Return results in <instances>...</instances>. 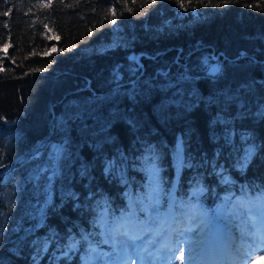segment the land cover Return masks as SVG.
<instances>
[{"label":"trees","instance_id":"16d2710c","mask_svg":"<svg viewBox=\"0 0 264 264\" xmlns=\"http://www.w3.org/2000/svg\"><path fill=\"white\" fill-rule=\"evenodd\" d=\"M152 195L264 203V0H0V264H87Z\"/></svg>","mask_w":264,"mask_h":264},{"label":"rangeland","instance_id":"374dc122","mask_svg":"<svg viewBox=\"0 0 264 264\" xmlns=\"http://www.w3.org/2000/svg\"><path fill=\"white\" fill-rule=\"evenodd\" d=\"M214 61L211 74L220 69V60ZM151 197L138 199L143 214L125 225L101 221L100 236L113 258L106 263V253L92 254L87 264H264V203L239 202L232 213L206 217L182 203L179 212L159 213L156 195Z\"/></svg>","mask_w":264,"mask_h":264},{"label":"snow or ice","instance_id":"6c2138e0","mask_svg":"<svg viewBox=\"0 0 264 264\" xmlns=\"http://www.w3.org/2000/svg\"><path fill=\"white\" fill-rule=\"evenodd\" d=\"M212 71H217V69H213ZM62 149L59 146H54V155H58ZM252 149H246V157L245 160L248 159V156L251 154Z\"/></svg>","mask_w":264,"mask_h":264},{"label":"bare ground","instance_id":"6f19581e","mask_svg":"<svg viewBox=\"0 0 264 264\" xmlns=\"http://www.w3.org/2000/svg\"><path fill=\"white\" fill-rule=\"evenodd\" d=\"M215 56H216L215 54L212 55V57H213L214 59H216V58L219 59V57H215ZM8 168L11 169L12 167H8Z\"/></svg>","mask_w":264,"mask_h":264}]
</instances>
